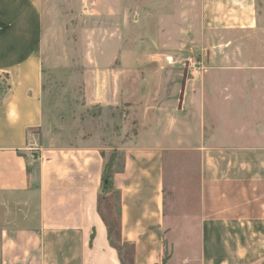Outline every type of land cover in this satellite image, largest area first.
<instances>
[{"label": "crops", "instance_id": "crops-1", "mask_svg": "<svg viewBox=\"0 0 264 264\" xmlns=\"http://www.w3.org/2000/svg\"><path fill=\"white\" fill-rule=\"evenodd\" d=\"M183 2L199 4L194 10L207 33L257 26L255 0ZM41 42L39 1L0 0V264H162L165 240L168 264L175 244L166 238L169 231L182 235L187 246L193 241H186L187 232L197 238V253L184 251L179 264H190L194 256L198 264H264V98L203 97L201 140L194 147L157 140L120 144L112 189L101 191L108 147L100 136L59 144L45 130L37 144L31 133L43 123ZM141 131L160 136L157 129ZM183 149L201 153L198 209L181 213L183 225L167 224V157ZM173 172L182 180L176 188L187 193L191 176ZM194 216L189 227L186 218Z\"/></svg>", "mask_w": 264, "mask_h": 264}, {"label": "rangeland", "instance_id": "rangeland-1", "mask_svg": "<svg viewBox=\"0 0 264 264\" xmlns=\"http://www.w3.org/2000/svg\"><path fill=\"white\" fill-rule=\"evenodd\" d=\"M38 1L43 123L31 131L37 144L45 130L59 144H75L82 136L97 134L108 147L102 152L104 160L119 166L120 144H200L203 97L264 98V0H255V28L220 33L205 32L199 9L194 10L199 4L183 0ZM3 87L5 76L0 75ZM185 99L191 100L188 105ZM212 108L211 126L216 129L217 107ZM143 127L157 129L160 136H145ZM210 139L216 147L214 133ZM216 153L211 154L215 162ZM167 159L166 212L176 215L166 220L183 225L181 213L198 209L201 153L183 149ZM173 171L183 179L191 176L187 193L176 188L182 180H176ZM115 199L113 195L111 201ZM194 220L195 216L186 218L185 224ZM185 237L192 238L191 245L182 244L184 237L174 231L166 234L175 243L168 264H179L188 249L197 253L196 235L187 232ZM166 249L171 250L169 242ZM190 264H198L196 256Z\"/></svg>", "mask_w": 264, "mask_h": 264}, {"label": "trees", "instance_id": "trees-1", "mask_svg": "<svg viewBox=\"0 0 264 264\" xmlns=\"http://www.w3.org/2000/svg\"><path fill=\"white\" fill-rule=\"evenodd\" d=\"M5 88V87H3ZM3 88H0V91L3 90ZM113 167H114V162L112 161V159L105 161L104 163V167H103V172L101 175V191H107V190H111L112 189V173H113ZM112 231L109 232V239H111V243H113L116 247L119 248L120 247L116 244V242L113 240L112 235H111ZM163 246H164V251H163V258H162V264H165L166 261L168 260V258L171 255V251H167L166 249V241L163 242ZM121 252V250H120ZM124 258V257H123ZM122 261L124 262V259H122Z\"/></svg>", "mask_w": 264, "mask_h": 264}]
</instances>
